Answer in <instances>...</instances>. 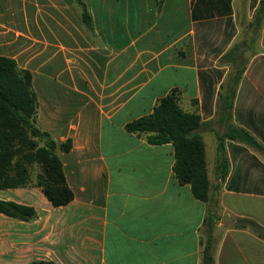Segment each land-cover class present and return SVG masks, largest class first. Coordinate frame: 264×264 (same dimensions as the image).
I'll return each mask as SVG.
<instances>
[{
  "label": "crops",
  "instance_id": "1",
  "mask_svg": "<svg viewBox=\"0 0 264 264\" xmlns=\"http://www.w3.org/2000/svg\"><path fill=\"white\" fill-rule=\"evenodd\" d=\"M83 2L96 37L76 0H0V57L32 73L39 126L72 142L74 193L55 207L40 187L1 189L37 217L0 213V264H264V0ZM174 89L201 118L208 202L179 183L171 143L126 130ZM230 127L259 146L226 139L222 177Z\"/></svg>",
  "mask_w": 264,
  "mask_h": 264
},
{
  "label": "trees",
  "instance_id": "2",
  "mask_svg": "<svg viewBox=\"0 0 264 264\" xmlns=\"http://www.w3.org/2000/svg\"><path fill=\"white\" fill-rule=\"evenodd\" d=\"M81 8L77 13L89 33L96 37L91 14L83 0H76ZM161 6L162 0H159ZM38 98L33 88L32 73L18 67L13 59L0 57V190L36 186L42 188L55 207L68 205L74 193L68 185L59 152H69L72 142L58 144L43 130L37 119ZM201 118L184 111L180 93L174 89L162 98L152 114L132 121L126 130L145 134L151 145L171 143L175 148V175L180 184L191 186L193 195L208 202L211 187L208 178L205 145L199 129ZM235 140L258 147L255 138L247 131L230 127L218 136V171L227 174L224 141ZM221 175V174H220ZM0 213L31 221L37 217L33 207L0 200ZM212 225V220L208 222ZM248 223L252 229L257 225ZM245 226H247L245 224ZM207 241L208 251L213 245Z\"/></svg>",
  "mask_w": 264,
  "mask_h": 264
},
{
  "label": "rangeland",
  "instance_id": "3",
  "mask_svg": "<svg viewBox=\"0 0 264 264\" xmlns=\"http://www.w3.org/2000/svg\"><path fill=\"white\" fill-rule=\"evenodd\" d=\"M249 203H252V202H248V203H246V204H249ZM231 207L234 208V211H235V212H237V211L239 210L238 208H239V207H242V206H239V205H237V203H235L234 205L230 206V208H231ZM248 207H250V206H247V205L245 206V208H248ZM250 208H251V207H250ZM225 214H226V213H225ZM233 214H234V213H233ZM248 221H249L250 223H251V222L253 223V221H252L251 219H244L243 222H244V224L247 225L246 227H250V226H251V225L248 223ZM236 226H237V225H236ZM250 228H251V227H250Z\"/></svg>",
  "mask_w": 264,
  "mask_h": 264
},
{
  "label": "water",
  "instance_id": "4",
  "mask_svg": "<svg viewBox=\"0 0 264 264\" xmlns=\"http://www.w3.org/2000/svg\"><path fill=\"white\" fill-rule=\"evenodd\" d=\"M223 219H224V220L222 221V223H224V224L228 223V215L225 214V215L223 216ZM229 222H231V221H229Z\"/></svg>",
  "mask_w": 264,
  "mask_h": 264
}]
</instances>
